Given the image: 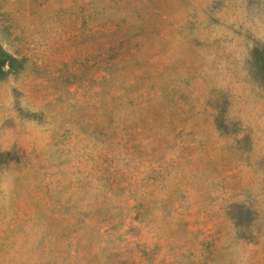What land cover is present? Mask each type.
Wrapping results in <instances>:
<instances>
[{
	"label": "rangeland",
	"instance_id": "374dc122",
	"mask_svg": "<svg viewBox=\"0 0 264 264\" xmlns=\"http://www.w3.org/2000/svg\"><path fill=\"white\" fill-rule=\"evenodd\" d=\"M0 264H264V0H0Z\"/></svg>",
	"mask_w": 264,
	"mask_h": 264
}]
</instances>
